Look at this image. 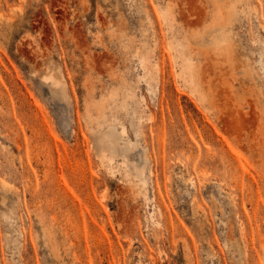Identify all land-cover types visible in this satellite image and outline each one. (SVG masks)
<instances>
[{
    "label": "rangeland",
    "instance_id": "rangeland-1",
    "mask_svg": "<svg viewBox=\"0 0 264 264\" xmlns=\"http://www.w3.org/2000/svg\"><path fill=\"white\" fill-rule=\"evenodd\" d=\"M0 264H264V0H0Z\"/></svg>",
    "mask_w": 264,
    "mask_h": 264
}]
</instances>
